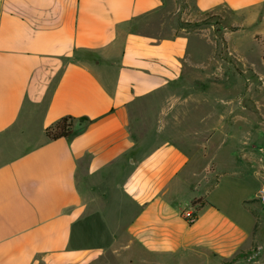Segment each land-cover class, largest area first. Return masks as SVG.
<instances>
[{
    "label": "crops",
    "instance_id": "0c3cea01",
    "mask_svg": "<svg viewBox=\"0 0 264 264\" xmlns=\"http://www.w3.org/2000/svg\"><path fill=\"white\" fill-rule=\"evenodd\" d=\"M186 2L230 60L210 28L164 29L177 0H0V264H264V224L248 197L218 203L214 162L238 108L253 120L254 78L264 107V0ZM246 28L261 72L234 49ZM64 118L72 135L48 138Z\"/></svg>",
    "mask_w": 264,
    "mask_h": 264
},
{
    "label": "rangeland",
    "instance_id": "374dc122",
    "mask_svg": "<svg viewBox=\"0 0 264 264\" xmlns=\"http://www.w3.org/2000/svg\"><path fill=\"white\" fill-rule=\"evenodd\" d=\"M178 5L180 6L178 9L172 8L170 9V15L168 18H166V21H170L171 25L168 23H165L164 29H170V27L173 25V27H187V28H207L211 29L212 34H214V38L218 41L219 49L218 54L222 57L230 60L231 58L228 51L227 44H224L223 42V23L220 21V19L214 15V14H206L201 15L199 17L193 18L188 17L185 15L186 10L189 8V4L186 2V0H177ZM235 31V30H233ZM254 28H246L244 29L240 34L235 35V40L237 43L238 48H234L235 51L237 50H246V48H249V52L246 56V61L251 64L258 72H261L262 67V55L259 52L257 47H254ZM261 43V42H260ZM252 46L254 48H252ZM237 72H244V67L237 65L236 66ZM254 82V91H253V98L250 102H245L244 105L247 107V114L251 113L252 115V122L250 121L249 116H243V109L242 107L238 108L237 113L239 115H242V121L238 119L234 124H230L229 128H226L223 130L224 135L221 136V141L226 136H234L238 140L231 143V147L228 146H222L218 153L216 154L214 158V162L217 163V170L221 175H224L227 171L229 174L225 175L227 179L224 183V189L219 193L216 197V200L218 203L224 204V202H227L229 198H231L232 201H235L236 199H239L241 197H248L249 203L254 204L251 206V211L256 218L257 222L259 224H264V210L262 205L256 200L255 195L259 191L261 183L259 180H257L256 172L259 170L261 163L263 162L264 165V107H262V96L260 91V85L261 82L258 80V78L253 79ZM225 100L229 101L232 99H235L234 106H238V99L239 97H229L224 98ZM194 104V103H193ZM220 107V106H219ZM197 123L194 122V120H191V122L188 123V127L186 131L189 132L191 139L190 142H194V144L189 145V148L195 149L197 152L201 150V139H198L196 137L197 132ZM218 136V135H217ZM242 141L244 144L241 146L238 141ZM240 148L245 149L246 154L252 158L251 164L246 163V166L243 165V162H241L240 155ZM215 149V146L212 147L211 152H213ZM229 149L234 150L237 156V162L235 163L234 160H232L229 157ZM262 160V162L260 161ZM207 162H204L203 168L204 169L207 165ZM241 162V163H240ZM224 181V180H223ZM228 203V202H227ZM262 207V211L259 207V204Z\"/></svg>",
    "mask_w": 264,
    "mask_h": 264
},
{
    "label": "trees",
    "instance_id": "16d2710c",
    "mask_svg": "<svg viewBox=\"0 0 264 264\" xmlns=\"http://www.w3.org/2000/svg\"><path fill=\"white\" fill-rule=\"evenodd\" d=\"M232 30H236V29L232 28ZM72 128H73V119L64 118L61 121H59L54 127H51L47 130V137L50 138L51 140L68 138L73 133Z\"/></svg>",
    "mask_w": 264,
    "mask_h": 264
},
{
    "label": "built area",
    "instance_id": "2783aa9c",
    "mask_svg": "<svg viewBox=\"0 0 264 264\" xmlns=\"http://www.w3.org/2000/svg\"><path fill=\"white\" fill-rule=\"evenodd\" d=\"M257 201L262 205L263 210H264V187H262L258 193H257V197H256ZM184 218L186 219V221L190 224L194 223L196 220V216L194 212H189V213H185L184 214ZM261 248H255L253 250V253L251 254V258L252 259H256L260 256L261 254Z\"/></svg>",
    "mask_w": 264,
    "mask_h": 264
}]
</instances>
